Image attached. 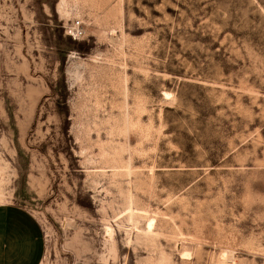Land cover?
<instances>
[{"label": "rangeland", "instance_id": "1", "mask_svg": "<svg viewBox=\"0 0 264 264\" xmlns=\"http://www.w3.org/2000/svg\"><path fill=\"white\" fill-rule=\"evenodd\" d=\"M0 195L41 264H264V0H0Z\"/></svg>", "mask_w": 264, "mask_h": 264}, {"label": "crops", "instance_id": "2", "mask_svg": "<svg viewBox=\"0 0 264 264\" xmlns=\"http://www.w3.org/2000/svg\"><path fill=\"white\" fill-rule=\"evenodd\" d=\"M43 249L37 217L20 203L0 202V264H41Z\"/></svg>", "mask_w": 264, "mask_h": 264}, {"label": "built area", "instance_id": "3", "mask_svg": "<svg viewBox=\"0 0 264 264\" xmlns=\"http://www.w3.org/2000/svg\"><path fill=\"white\" fill-rule=\"evenodd\" d=\"M82 25L81 22L78 19H75L71 22V25L69 27L68 33L70 35H73L75 33H79L82 31Z\"/></svg>", "mask_w": 264, "mask_h": 264}, {"label": "bare ground", "instance_id": "4", "mask_svg": "<svg viewBox=\"0 0 264 264\" xmlns=\"http://www.w3.org/2000/svg\"><path fill=\"white\" fill-rule=\"evenodd\" d=\"M2 199H3V197H2V195H0V201H2ZM151 221H152V220H151ZM148 223H149V222H147V226L149 227ZM151 223H152V222H151ZM145 224H146V223H145ZM151 225H152V224H151ZM143 227H144V226H143ZM148 227H147V228H148ZM147 228L144 229V230H149V228H148V229H147ZM110 230H111V227H107V233H108V234L110 233ZM148 232H149V231H148ZM184 249H185V248H184ZM184 249H183V250H184Z\"/></svg>", "mask_w": 264, "mask_h": 264}]
</instances>
